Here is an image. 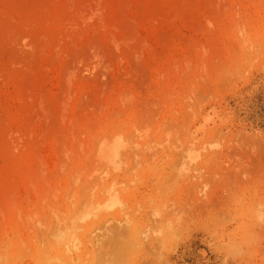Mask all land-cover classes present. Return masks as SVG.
<instances>
[{
  "label": "rangeland",
  "instance_id": "obj_1",
  "mask_svg": "<svg viewBox=\"0 0 264 264\" xmlns=\"http://www.w3.org/2000/svg\"><path fill=\"white\" fill-rule=\"evenodd\" d=\"M0 264H264V0H0Z\"/></svg>",
  "mask_w": 264,
  "mask_h": 264
},
{
  "label": "bare ground",
  "instance_id": "obj_2",
  "mask_svg": "<svg viewBox=\"0 0 264 264\" xmlns=\"http://www.w3.org/2000/svg\"><path fill=\"white\" fill-rule=\"evenodd\" d=\"M109 130H110V128H109ZM131 134H133V133H131ZM191 134H192V132H191ZM190 137H192V136H190ZM124 138H125V140L129 141V137L127 139H126V137H122L121 132L119 133V129H118V130H111L108 132H104L94 139L88 157L90 158L91 162H94L96 165V168H95L96 169L95 170L96 175H95V177H92L85 182H86L87 187H89L91 185L93 186V183L95 181L99 182L98 184H95L93 187H96L98 189L99 194H101L102 197H100V198L97 197L96 199H94L91 202L88 201L89 204L85 210H84V208L86 206L83 208L81 205L80 208L82 207L81 210L83 209V212H81V213L79 211L80 209L77 207L79 210L77 209L76 211H79L78 213H80V214H78L77 212L75 214V212H74V214H72V216L69 217L68 220H66V221L62 220L61 221V219H60L59 223L57 224L58 227L56 228L57 235H58V238L56 240V244H57L58 248L61 249V254L66 255L70 258L75 253V251L78 250L80 248V246L82 245V238L77 233V229L79 228L77 223H79V222L82 223V222H86L88 220L96 219V218L100 217L102 214H104V215L105 214L106 215L111 214V212L117 210V208H116L117 206L122 207V204L116 198L117 194L114 192L115 191V184H116V183H114L115 181L113 180L114 182L112 181L109 185L106 186V188H103V189H102V185H104L103 183L109 178V176L110 177L116 176L119 173L121 166L128 162L129 155L133 154L132 151L130 152L131 149L129 150V144L124 140ZM133 142H134V140H133ZM133 142H132V144H133ZM135 145H137V144H135ZM156 145H158V144H156ZM144 148H145V146H144ZM167 148H169V147H167ZM145 149H147V148H145ZM148 149H150V148H148ZM128 150H129V154H128ZM133 152H134V155L136 156L137 153H136V151H134V149H133ZM180 154L181 153H179V155ZM153 155H154V153H153ZM183 157H185V156H180L179 161L181 159H183ZM193 160H194V158L189 156V161H193ZM178 163H180V162H178ZM183 163H185V162H183ZM175 164H177V162H175ZM186 167H187V165H186ZM191 176H195V175L192 174ZM85 189H87V188H85ZM117 190H119V189H117ZM87 196H89V195H87ZM84 200H86V203H87V199H84ZM82 202H85V201L82 200ZM62 226H63V228H62ZM145 234H147V233L144 232V235Z\"/></svg>",
  "mask_w": 264,
  "mask_h": 264
}]
</instances>
